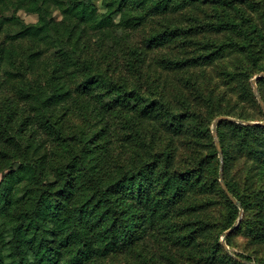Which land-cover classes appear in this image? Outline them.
I'll return each instance as SVG.
<instances>
[{"label":"rangeland","instance_id":"rangeland-1","mask_svg":"<svg viewBox=\"0 0 264 264\" xmlns=\"http://www.w3.org/2000/svg\"><path fill=\"white\" fill-rule=\"evenodd\" d=\"M112 3L98 30L53 11L54 46L0 31V180L33 163L59 218L84 215L94 245L114 237L91 174L118 181L111 200L131 239L91 245V264H264V0ZM74 248L60 246L63 260Z\"/></svg>","mask_w":264,"mask_h":264},{"label":"trees","instance_id":"trees-1","mask_svg":"<svg viewBox=\"0 0 264 264\" xmlns=\"http://www.w3.org/2000/svg\"><path fill=\"white\" fill-rule=\"evenodd\" d=\"M107 11L101 12L91 0H0V31L8 25H13V30L6 29V41L31 38L39 40L47 47L63 42L59 35L60 22L55 20L53 11L58 10L64 19L76 20L91 29L107 28L113 24L112 0H103ZM12 10L10 16L4 13ZM22 10L26 13L36 14L37 20L25 23L18 18L16 12ZM59 56L65 65L71 50L58 48ZM42 50L36 52L38 56ZM95 80L93 83L98 82ZM122 87V86H121ZM115 83H109L107 90L118 91L115 100L119 101L125 89ZM242 127L258 128V124ZM223 149V147H222ZM223 154L224 155V150ZM72 162L70 166H74ZM36 167L31 162H21L3 174L0 180V264H91L87 260V250L94 245L93 239L84 233L85 216L79 218L64 214L59 218L53 205L54 198L50 185L37 187L34 173ZM187 172L189 170H186ZM38 181V180H37ZM95 190L105 202L97 205L108 204L106 213L111 215L109 229L114 238L101 240L94 245L97 250L106 251L131 239V222L120 224L117 220L124 213L123 207L111 195L116 191L118 181L105 184L97 177L92 176ZM57 191L63 192L64 187ZM21 207L22 212L18 218L10 216L11 210ZM64 217V218H63ZM118 227L114 231L113 227ZM60 244L54 245L56 240ZM74 245L75 254L67 260L62 258L60 246L68 242ZM129 242V241H128ZM127 243V242H126Z\"/></svg>","mask_w":264,"mask_h":264},{"label":"water","instance_id":"water-1","mask_svg":"<svg viewBox=\"0 0 264 264\" xmlns=\"http://www.w3.org/2000/svg\"><path fill=\"white\" fill-rule=\"evenodd\" d=\"M224 117H217L215 120H214V122H213V124H212V126H213V134H214V136L216 135V124H217V122L220 120V119H223ZM229 119V118H228ZM250 124H256V123H258V122H249ZM216 142H217V139H216ZM218 143V142H217ZM218 148H219V145H218ZM220 149V148H219ZM232 198V197H231ZM233 199V198H232Z\"/></svg>","mask_w":264,"mask_h":264}]
</instances>
